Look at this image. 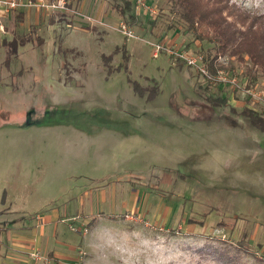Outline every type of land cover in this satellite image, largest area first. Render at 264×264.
I'll return each instance as SVG.
<instances>
[{"label":"rangeland","instance_id":"rangeland-1","mask_svg":"<svg viewBox=\"0 0 264 264\" xmlns=\"http://www.w3.org/2000/svg\"><path fill=\"white\" fill-rule=\"evenodd\" d=\"M129 1L11 10L44 44L9 63L0 45V227L44 231L65 264H264V130L239 112L264 116V72L195 38L173 0ZM229 5L236 28L264 21V0Z\"/></svg>","mask_w":264,"mask_h":264},{"label":"trees","instance_id":"trees-1","mask_svg":"<svg viewBox=\"0 0 264 264\" xmlns=\"http://www.w3.org/2000/svg\"><path fill=\"white\" fill-rule=\"evenodd\" d=\"M54 1V0H48ZM113 2V7L119 11L123 16H125L126 11L132 9L131 2L129 0L121 1L111 0ZM175 7L178 9L179 16L187 24V28L195 35V38L202 40H208L210 42H215L217 51H227L233 55H236L240 60L244 61L245 56L249 57V60L256 66H259L264 72V21L255 27L254 21L246 25L245 29H240L224 16L226 8H230V0H173ZM70 6V3H68ZM25 11L18 13L21 19L25 16ZM231 14V13H228ZM237 15L238 19L244 22L248 21L246 16L242 14ZM247 20V21H246ZM231 25L235 28L231 29ZM203 26L204 31H199V28ZM214 31V36H211V32ZM38 27L33 26V28L27 33H16V35L11 39H6L4 41L5 46L10 48L6 54V62L12 61V58L17 54L18 46L20 43H25L28 41L37 40L38 44L42 46L44 44V37L37 34ZM233 35V39H232ZM216 39V41H215ZM112 56V55H111ZM209 67L212 69L210 62H208ZM134 89L141 96H146L147 100L154 99L160 92V87L158 83H154L149 86H141L137 84ZM207 101L214 106L227 105L228 97H213L208 96ZM242 115L247 117L250 123L260 129L264 130V116L261 115L255 109L244 107L239 111ZM1 214V213H0ZM94 223V219L89 222L88 226ZM240 247L247 248L243 241H239ZM247 252H250L247 249ZM251 254L255 255L256 250H252ZM233 258L230 261L233 262Z\"/></svg>","mask_w":264,"mask_h":264},{"label":"crops","instance_id":"crops-1","mask_svg":"<svg viewBox=\"0 0 264 264\" xmlns=\"http://www.w3.org/2000/svg\"><path fill=\"white\" fill-rule=\"evenodd\" d=\"M48 1V0H46ZM11 10L0 7V45H4L6 39H11L16 35L14 29H9L7 22L11 20ZM20 12L27 11V9H17ZM29 10V9H28ZM27 13V12H25ZM8 227H0V245H5V252L0 253V264H65L59 261L63 259L69 261L73 259L72 255H67L57 249H50L49 238L44 241L43 235H29L25 233H10ZM7 229V230H6ZM4 232V233H3ZM4 236L5 239L2 238ZM44 250V254L36 256L35 253ZM10 251V252H9ZM40 254V253H39ZM44 256L55 257L52 261L44 262ZM41 259H40V258Z\"/></svg>","mask_w":264,"mask_h":264},{"label":"built area","instance_id":"built-area-1","mask_svg":"<svg viewBox=\"0 0 264 264\" xmlns=\"http://www.w3.org/2000/svg\"><path fill=\"white\" fill-rule=\"evenodd\" d=\"M67 3V0H54V1H45V0H0V7L4 9H16L19 7H47V8H52V9H65ZM121 29H124V33L132 36V33L128 31L127 25L123 23L121 25ZM195 61H190V63H194ZM199 72H202V74H206L208 76L207 70L204 69V67H198ZM205 75V77H207Z\"/></svg>","mask_w":264,"mask_h":264}]
</instances>
